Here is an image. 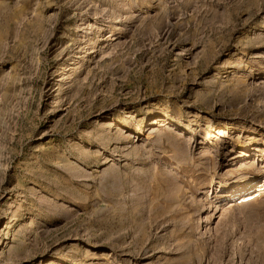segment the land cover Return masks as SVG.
I'll return each instance as SVG.
<instances>
[{"label":"rangeland","instance_id":"1","mask_svg":"<svg viewBox=\"0 0 264 264\" xmlns=\"http://www.w3.org/2000/svg\"><path fill=\"white\" fill-rule=\"evenodd\" d=\"M0 264H264V0H0Z\"/></svg>","mask_w":264,"mask_h":264},{"label":"bare ground","instance_id":"2","mask_svg":"<svg viewBox=\"0 0 264 264\" xmlns=\"http://www.w3.org/2000/svg\"><path fill=\"white\" fill-rule=\"evenodd\" d=\"M237 188V187H236Z\"/></svg>","mask_w":264,"mask_h":264}]
</instances>
